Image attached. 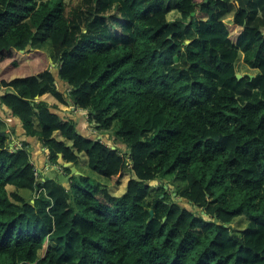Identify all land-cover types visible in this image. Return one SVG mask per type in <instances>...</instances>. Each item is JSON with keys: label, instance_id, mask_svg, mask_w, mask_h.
Segmentation results:
<instances>
[{"label": "trees", "instance_id": "trees-1", "mask_svg": "<svg viewBox=\"0 0 264 264\" xmlns=\"http://www.w3.org/2000/svg\"><path fill=\"white\" fill-rule=\"evenodd\" d=\"M0 103L69 180L42 181L0 120V264H264V0H0Z\"/></svg>", "mask_w": 264, "mask_h": 264}, {"label": "crops", "instance_id": "crops-1", "mask_svg": "<svg viewBox=\"0 0 264 264\" xmlns=\"http://www.w3.org/2000/svg\"><path fill=\"white\" fill-rule=\"evenodd\" d=\"M235 4H238L235 2ZM54 65V64H53ZM55 66V65H54ZM52 71L57 79V87L60 91L66 92L69 90V87L65 85L62 81L58 79L57 68L52 66ZM38 101H45L51 106H57V109H54V112L63 118H67L73 121L77 127V130L83 136H92L97 137L103 141H106V137L104 135H98V132L94 130V128L88 123L87 112L82 110H76L74 107H67L60 103H58L52 96L45 95L42 98H38ZM0 120L3 122L5 133L11 139V148H21L23 144H27V148L30 152L31 160L34 163L38 174L42 177V181L45 178H49V174L54 170H60V168L55 167L49 162V152L37 138L28 137L23 128V124L20 119L11 115V111L3 106L0 103ZM63 164V163H61ZM64 166V164H63ZM78 170L77 166L72 165ZM71 166V167H72ZM70 167V168H71ZM61 174L65 176V180L61 183L63 185H68V177L61 171ZM52 178V177H50ZM54 179V178H52ZM113 194V193H112Z\"/></svg>", "mask_w": 264, "mask_h": 264}, {"label": "rangeland", "instance_id": "rangeland-1", "mask_svg": "<svg viewBox=\"0 0 264 264\" xmlns=\"http://www.w3.org/2000/svg\"><path fill=\"white\" fill-rule=\"evenodd\" d=\"M179 17L180 15L177 12H173L169 15V20L175 21L178 20L179 21ZM42 52H44V63L45 64H49L51 63V67H55L52 63V60L50 58V54H53V50L52 47L50 46V44H47V47L45 48V50H43ZM20 59L25 60L26 59V55L25 56H19ZM237 72L240 75H246V74H252L255 75V73H257L255 70L250 69L243 61V56L241 57L240 61L237 63ZM112 131L110 132H106L105 134L111 135ZM110 140V139H109ZM111 141V140H110ZM112 144L114 143L113 141H111ZM111 144V143H110ZM85 156L84 155H80V162L77 165L78 170L77 172L79 174H74L73 176L76 177H88L90 179V182L92 185H98V186H106L107 188L110 189V192L113 193L114 195H118L119 193H121L122 189H124V182H122L121 186H117L115 184H113L112 182H110L107 178L97 174L96 172L92 171L86 164V160H85ZM57 167V166H55ZM59 168V167H58ZM59 171L61 170H54L53 172H51V174H49V178L52 177L54 179H56L58 182H62L65 180V176L63 174H61ZM130 178V176H127V178L125 179L126 181ZM69 181V180H67ZM170 181L167 180H157L155 182H153V186H159V185H163L166 184L167 189L169 190V192L173 193V199L176 200L177 202L181 203L183 206L192 209V206L189 205L187 202L183 201L182 198H180L176 192V190H174V187L172 185H170L169 183ZM67 188H69V184L65 185ZM171 193V194H172ZM23 195H25L26 197L30 198V193L28 191H23ZM172 197V195H171ZM247 228V220L245 218H241L237 220V224H236V232L237 233H243ZM46 249H47V244L45 245L44 250L41 253V256H44L46 253Z\"/></svg>", "mask_w": 264, "mask_h": 264}, {"label": "water", "instance_id": "water-1", "mask_svg": "<svg viewBox=\"0 0 264 264\" xmlns=\"http://www.w3.org/2000/svg\"><path fill=\"white\" fill-rule=\"evenodd\" d=\"M249 77L250 79H253L254 77H255V75H252V74H246V75H240V74H237V79L238 80H241V79H243L244 77ZM114 150L116 149V147H112ZM63 160H62V155H60V157H59V164H61V163H63L62 162ZM72 165L71 164H64V167H71ZM71 176H73L74 174H79L78 172H77V170H76V168L75 167H71ZM33 203H34V201H33ZM151 215L153 216V211H151Z\"/></svg>", "mask_w": 264, "mask_h": 264}]
</instances>
